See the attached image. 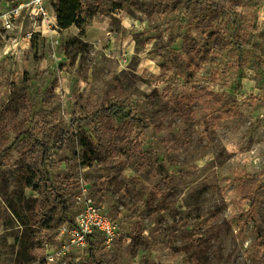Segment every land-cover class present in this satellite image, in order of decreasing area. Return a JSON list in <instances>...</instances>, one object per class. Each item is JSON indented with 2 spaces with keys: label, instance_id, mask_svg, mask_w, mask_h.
Segmentation results:
<instances>
[{
  "label": "rangeland",
  "instance_id": "rangeland-1",
  "mask_svg": "<svg viewBox=\"0 0 264 264\" xmlns=\"http://www.w3.org/2000/svg\"><path fill=\"white\" fill-rule=\"evenodd\" d=\"M59 1L0 0V264H264V0Z\"/></svg>",
  "mask_w": 264,
  "mask_h": 264
},
{
  "label": "built area",
  "instance_id": "built-area-1",
  "mask_svg": "<svg viewBox=\"0 0 264 264\" xmlns=\"http://www.w3.org/2000/svg\"><path fill=\"white\" fill-rule=\"evenodd\" d=\"M93 232L103 233L112 237L114 234V228L93 205L88 204L86 208L80 212L74 220L72 227V237L78 239V241H85L86 238H89Z\"/></svg>",
  "mask_w": 264,
  "mask_h": 264
},
{
  "label": "trees",
  "instance_id": "trees-1",
  "mask_svg": "<svg viewBox=\"0 0 264 264\" xmlns=\"http://www.w3.org/2000/svg\"><path fill=\"white\" fill-rule=\"evenodd\" d=\"M76 0H60L59 7L57 8V21L61 27L67 28L75 23L76 10H77ZM7 150L5 149L3 153ZM2 153V154H3ZM0 154V156H3Z\"/></svg>",
  "mask_w": 264,
  "mask_h": 264
}]
</instances>
